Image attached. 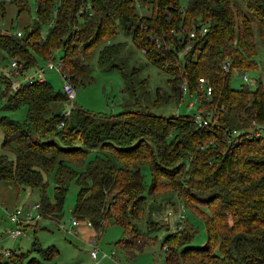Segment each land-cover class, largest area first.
<instances>
[{"label":"trees","instance_id":"trees-1","mask_svg":"<svg viewBox=\"0 0 264 264\" xmlns=\"http://www.w3.org/2000/svg\"><path fill=\"white\" fill-rule=\"evenodd\" d=\"M32 1L34 18L19 37L0 29V61L14 57L17 77L60 51L61 75L73 88L88 83L92 59L115 66L120 34L165 74L169 91L156 89L152 104L181 100L183 83L194 98L186 107L195 103V112L156 114L134 100L106 114L72 100L67 115H53L63 105L60 90L40 77L12 89L16 78L2 71L0 109L23 105L24 112L21 119L0 114V180L15 190H37L39 219L55 222L72 181L70 214L100 229L98 251L101 230L114 224L121 231L114 245L128 254L164 232L158 248L166 264H264V92L258 80L252 88L229 86L232 70L253 69L258 51L264 56V0H184L182 9L178 0H90V14H76L83 0ZM9 3L16 16L27 11L26 0ZM4 5L0 0V18ZM199 78L208 95L197 87ZM206 112L213 120L198 125L193 115ZM166 205L172 210L163 216ZM191 220L204 231L200 244L192 242ZM56 254L53 246L32 242L25 253L8 251L3 264H55Z\"/></svg>","mask_w":264,"mask_h":264},{"label":"rangeland","instance_id":"rangeland-1","mask_svg":"<svg viewBox=\"0 0 264 264\" xmlns=\"http://www.w3.org/2000/svg\"><path fill=\"white\" fill-rule=\"evenodd\" d=\"M26 5L27 11H22L16 16L14 6L9 1H5L4 14L0 18V29H6L8 32H13L15 29L21 31L22 27L34 18L33 1L26 0ZM184 5V0H178L180 9ZM45 29V25L41 26V33H44ZM115 39L121 43L117 54L112 59V63L115 66L112 68L99 67L95 64V60L92 59L89 65L91 80L74 88L73 103L75 106L91 112H104L107 114L115 113L122 108L123 104L135 100L141 106L156 114L166 115L177 112L178 114L191 115L195 112V103L186 107V104L192 102L194 98H191V95L188 98L187 94L181 95L180 91L179 98L181 100H178L179 102L169 99L159 104H152L156 89L165 92L169 91L165 83V74L145 61L142 53L132 45L129 37L119 34ZM59 55L60 51L54 52L50 61L56 62ZM255 61L256 66L253 69L231 71L229 77V86L231 88H238L243 83L252 88L254 81L258 80L264 92V56L261 50L255 55ZM0 63V73L8 70L7 59L0 61ZM44 64V61H38L37 67L33 66L26 69L22 72V76H18L11 81L22 83L27 79L40 77L46 80L53 90H60V77L53 71L45 70ZM242 74L245 75L246 81H241L240 76ZM0 89H2L1 83ZM23 112V105L14 110L0 109V114L13 119H21ZM75 191L76 185L71 181L67 185L62 202V214L57 222L39 219L35 227L25 228L21 236L11 240L10 238H4V230L11 228L7 221V215L16 207L37 202L38 191L27 187L15 190L7 181L0 180V264L8 261L5 258L7 254L5 252L25 253L30 249L32 242L39 247L53 246L57 250V254L51 262L55 264H166L163 253L158 248L159 239L164 232L157 234L156 241L153 244L144 246L140 251L128 254L114 245V242L119 239L121 232L120 227L114 224L106 225L101 230L100 237L97 238L100 250L97 255L99 261L91 258L87 247L86 249L84 248V241L94 239V236L99 234L100 229L95 231L90 227V224H86V220H76L71 216L70 210ZM45 193L51 197L52 182L50 177L47 179ZM176 204L177 201L173 206ZM166 210H172L171 206L166 205L159 214ZM185 215L190 219V214L187 211ZM71 220L77 223V227L71 229L72 234L66 235L58 229V225H63L66 229ZM192 223L197 228L192 242L200 244L204 240V231L198 221H192ZM86 234L90 236L86 237ZM111 251L114 252L115 258L111 256L105 259L100 256L101 253L108 254ZM30 255L33 256L34 254L30 253Z\"/></svg>","mask_w":264,"mask_h":264},{"label":"built area","instance_id":"built-area-1","mask_svg":"<svg viewBox=\"0 0 264 264\" xmlns=\"http://www.w3.org/2000/svg\"><path fill=\"white\" fill-rule=\"evenodd\" d=\"M4 1H10V0H4ZM84 11H86L87 14H90V0H83V2L81 3V5L78 7L76 11V14H80ZM203 32H204V28L199 27L198 33L202 34ZM13 34L19 37L21 35V32L15 29L13 31ZM193 36H194V31L192 29L191 31L187 33V37L192 38ZM187 48L188 46H185L183 49L180 50V52L177 53V55L180 56L181 54H183L187 50ZM44 66L46 69L56 72L61 78L60 91L64 96V101L60 109V113L63 115H67L72 106L71 103L74 97V88L69 83V81L66 80L63 75H61V63L59 60H56V62H52L48 60L45 62ZM19 68H20V64L17 62V60L14 57H10V59H8V70L3 71V74L6 77L16 78L18 75ZM227 68H228V62L225 60L221 63L220 69L223 71H226ZM240 79L241 81H246L245 75L242 74L240 76ZM203 82L204 81L199 78L197 80V87L199 89H202L205 95H208L210 93V87L205 85ZM10 85L12 89H15L17 87V82L11 81ZM179 86H180L181 95L185 94V87L183 83L180 84ZM193 117L195 118L198 125L206 124V123H209L208 120H213L210 117L209 112H206L204 116H201L195 113ZM60 124L61 123H58V125ZM37 207H38V203L35 202L30 205L14 208V210L7 215V221L11 225V228L4 230V238H10L12 240L14 238H17L18 236H21L24 232V230H22L24 226H27L29 224H33L34 222H36L39 219V213L37 212ZM166 215H168V212H165L163 216H166ZM174 216L177 222L182 219L183 208L181 205H178L177 210L174 213ZM76 224L77 223L74 220H71L69 225L66 226V229H65V226L63 225H58V229L64 232L65 234H72L71 229L75 227ZM86 224L89 225V222L87 221ZM175 227H178V226L172 225V228H175ZM85 244L88 249V254L91 256V258L97 259V255L99 254L100 251L97 250L95 239H92L91 241H86ZM100 256L101 257L105 256L106 258H110L111 256L114 257V253L113 251L110 252V255L101 253Z\"/></svg>","mask_w":264,"mask_h":264},{"label":"water","instance_id":"water-1","mask_svg":"<svg viewBox=\"0 0 264 264\" xmlns=\"http://www.w3.org/2000/svg\"><path fill=\"white\" fill-rule=\"evenodd\" d=\"M27 83H29L28 80L25 82V84H27ZM60 109H61V108L59 107V108H57L56 110H54V111H53V115L58 114V113L60 112Z\"/></svg>","mask_w":264,"mask_h":264},{"label":"crops","instance_id":"crops-1","mask_svg":"<svg viewBox=\"0 0 264 264\" xmlns=\"http://www.w3.org/2000/svg\"><path fill=\"white\" fill-rule=\"evenodd\" d=\"M37 222H38V221H37ZM37 222H36V223H37ZM35 225H36V224H35ZM35 225H34L33 227H35ZM33 227H32V228H33ZM75 227H77V226H75ZM84 228H85V227H84ZM88 236H90V235L86 234V237H88ZM14 239H16V238H14ZM14 239H12V240H14ZM86 247H87V246H86L85 241H84V248L86 249ZM89 259H90V258H89Z\"/></svg>","mask_w":264,"mask_h":264}]
</instances>
